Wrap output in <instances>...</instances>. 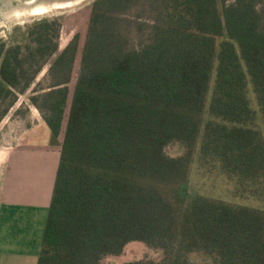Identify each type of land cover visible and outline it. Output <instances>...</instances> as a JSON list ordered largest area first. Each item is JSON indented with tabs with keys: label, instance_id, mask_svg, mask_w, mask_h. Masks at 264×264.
I'll return each mask as SVG.
<instances>
[{
	"label": "trees",
	"instance_id": "16d2710c",
	"mask_svg": "<svg viewBox=\"0 0 264 264\" xmlns=\"http://www.w3.org/2000/svg\"><path fill=\"white\" fill-rule=\"evenodd\" d=\"M61 32L42 18L0 42V124L49 65L30 99L62 136L37 264L133 241L164 256L125 264H264L263 208L185 192L197 161L264 197V0H94L73 87L80 34L60 50Z\"/></svg>",
	"mask_w": 264,
	"mask_h": 264
},
{
	"label": "rangeland",
	"instance_id": "374dc122",
	"mask_svg": "<svg viewBox=\"0 0 264 264\" xmlns=\"http://www.w3.org/2000/svg\"><path fill=\"white\" fill-rule=\"evenodd\" d=\"M94 0H0V42L7 44L23 42L28 28L33 22L42 18H57L62 23L60 37V50L64 49L72 40L75 34H80L79 52L73 73L71 86L73 87L82 56V50L86 41L92 3ZM38 6L46 7L44 13H35ZM147 40L146 35L140 36L136 32L132 34V45L139 48ZM47 65L40 73L33 86L25 93L20 94L18 102L0 124V151L7 150L21 140L31 135V127L40 122L45 123L41 112L32 104L30 97L34 88L41 83L47 86L48 78ZM252 105L258 111L259 107L253 89L249 92ZM71 97L67 107L69 112ZM64 125L66 126V120ZM64 126V127H65ZM255 127L264 130V123L261 114L255 122ZM62 136L56 140L59 144ZM172 156H179L184 153V147L180 144H172L167 148ZM186 197L191 198L197 194L222 199L232 203L245 204L251 207L264 209V197H254L249 192H240L237 185L230 180L219 169L209 166H201L197 161L192 166L189 183L185 188ZM8 217V216H7ZM48 216H44L34 227V232L29 233L26 225L14 223L11 220L0 222V246L11 247L12 249L26 250L35 248L34 241L42 244L44 229ZM35 233V238L33 234ZM32 238L29 241L30 235ZM5 238V239H4ZM4 240V241H3ZM29 243V245H28ZM164 256L162 250L148 247L146 244L133 241L129 243L120 255H111L104 259V264H125L138 260L160 261ZM193 260L199 262L197 256Z\"/></svg>",
	"mask_w": 264,
	"mask_h": 264
},
{
	"label": "crops",
	"instance_id": "0c3cea01",
	"mask_svg": "<svg viewBox=\"0 0 264 264\" xmlns=\"http://www.w3.org/2000/svg\"><path fill=\"white\" fill-rule=\"evenodd\" d=\"M30 129L29 137L0 151V222H20L32 234L40 220L48 216L62 140L57 144L59 137L46 122ZM34 245L26 250L0 246V264H37L41 245L36 241Z\"/></svg>",
	"mask_w": 264,
	"mask_h": 264
},
{
	"label": "bare ground",
	"instance_id": "6f19581e",
	"mask_svg": "<svg viewBox=\"0 0 264 264\" xmlns=\"http://www.w3.org/2000/svg\"><path fill=\"white\" fill-rule=\"evenodd\" d=\"M45 8L46 7H44V6H38L37 8H36V12L35 13H44V12H46L47 10H45Z\"/></svg>",
	"mask_w": 264,
	"mask_h": 264
}]
</instances>
